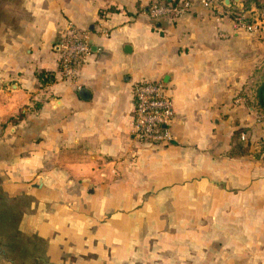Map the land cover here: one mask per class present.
<instances>
[{
	"label": "crops",
	"instance_id": "0c3cea01",
	"mask_svg": "<svg viewBox=\"0 0 264 264\" xmlns=\"http://www.w3.org/2000/svg\"><path fill=\"white\" fill-rule=\"evenodd\" d=\"M199 1L155 20L150 0H9L0 176L37 202L49 264H264V38L234 27L241 0ZM70 31L89 55L69 79ZM139 82L171 101L159 146L131 133Z\"/></svg>",
	"mask_w": 264,
	"mask_h": 264
},
{
	"label": "built area",
	"instance_id": "2783aa9c",
	"mask_svg": "<svg viewBox=\"0 0 264 264\" xmlns=\"http://www.w3.org/2000/svg\"><path fill=\"white\" fill-rule=\"evenodd\" d=\"M199 2L206 9L212 8L213 5L216 6L214 0H200ZM192 7V0H150L148 14L151 19L155 20L162 17L178 19L189 12ZM251 12L253 13L254 10L252 9ZM252 15L249 13L233 14L234 27L248 34L256 31L254 21L256 16ZM249 17L252 18L251 22L246 21ZM59 50L61 73L65 78H73L80 64L89 55V48L84 39L70 31L68 36L62 40ZM132 97V136L141 144L149 147L159 146L169 141V134L163 131L162 127L167 125L172 118V105L162 85L154 82H139L132 87Z\"/></svg>",
	"mask_w": 264,
	"mask_h": 264
},
{
	"label": "rangeland",
	"instance_id": "374dc122",
	"mask_svg": "<svg viewBox=\"0 0 264 264\" xmlns=\"http://www.w3.org/2000/svg\"><path fill=\"white\" fill-rule=\"evenodd\" d=\"M8 3L9 0H0V23L6 20L4 13L9 10ZM10 8H15V5ZM254 10L257 29L246 34L264 38V3ZM2 181L0 176V219L4 220L0 226V264H49L46 243L34 233L37 202L24 196L9 198L3 192Z\"/></svg>",
	"mask_w": 264,
	"mask_h": 264
},
{
	"label": "trees",
	"instance_id": "16d2710c",
	"mask_svg": "<svg viewBox=\"0 0 264 264\" xmlns=\"http://www.w3.org/2000/svg\"><path fill=\"white\" fill-rule=\"evenodd\" d=\"M215 1L219 2V4H221L223 6L224 0H215ZM232 2H233V0H232ZM263 3H264V0H241L239 3L240 7L233 8L232 13L234 15H243V14H247V13L252 15V14H254V12L253 13L251 12L252 9L253 8L259 9L260 7H262ZM260 4H262V5L260 6ZM239 5H235V6H239ZM230 8H231V5H229V9ZM246 21L251 22L252 18H250V17L246 18ZM38 79L42 83H49L52 81L51 75L50 74H44V73H40L38 75ZM256 101H257L256 105L258 106V108H260L264 112V79L260 82V85L258 87V90L256 93ZM2 221H4V220L0 219V226L3 223ZM17 231H18V229H17Z\"/></svg>",
	"mask_w": 264,
	"mask_h": 264
},
{
	"label": "water",
	"instance_id": "95a60500",
	"mask_svg": "<svg viewBox=\"0 0 264 264\" xmlns=\"http://www.w3.org/2000/svg\"><path fill=\"white\" fill-rule=\"evenodd\" d=\"M228 2V0H226Z\"/></svg>",
	"mask_w": 264,
	"mask_h": 264
}]
</instances>
